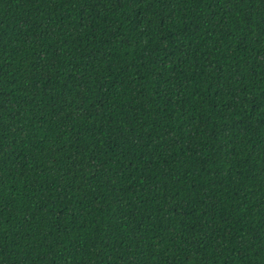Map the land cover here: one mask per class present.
<instances>
[{
    "label": "trees",
    "instance_id": "1",
    "mask_svg": "<svg viewBox=\"0 0 264 264\" xmlns=\"http://www.w3.org/2000/svg\"><path fill=\"white\" fill-rule=\"evenodd\" d=\"M0 264H264V0H0Z\"/></svg>",
    "mask_w": 264,
    "mask_h": 264
}]
</instances>
